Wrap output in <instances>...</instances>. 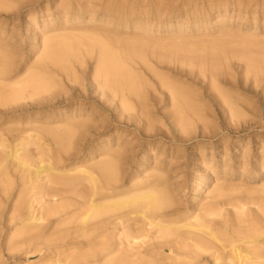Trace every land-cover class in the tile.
Returning a JSON list of instances; mask_svg holds the SVG:
<instances>
[{
    "label": "rangeland",
    "instance_id": "374dc122",
    "mask_svg": "<svg viewBox=\"0 0 264 264\" xmlns=\"http://www.w3.org/2000/svg\"><path fill=\"white\" fill-rule=\"evenodd\" d=\"M221 3L227 6L216 9ZM239 3L243 6L239 7ZM77 6L89 11L92 17L82 18L76 24L68 19V23L62 17L64 8L74 10ZM158 9L163 10L160 18ZM51 29L54 30L46 32ZM92 30L114 39L136 35L164 43L177 39V43L188 48L184 52L178 48L167 51L172 63L153 62L154 71L141 69L139 74H143L148 87L147 109L142 112L141 104L132 100L125 111L111 92L104 95L99 90L95 54L89 55L82 49L84 61L74 64V38L91 35ZM48 36L69 41L72 56L67 69L45 61ZM215 42L233 45L218 54L220 65L230 66L220 72L216 79L219 85L212 82L209 63L205 66L195 60L181 65L182 55L201 53L202 43L210 46ZM0 48L7 49L13 57L14 73L19 76L10 82L20 83L35 74L52 80L49 90L26 92L24 98L0 105V111L8 114L0 113L7 143L3 156L7 159V151L14 149L21 138H29L30 133L44 148L51 147V151L43 149L52 155V164H56L53 155L57 152L55 159L63 170L96 166L109 158L107 151L118 147L125 162L118 190L128 192L133 185L158 180V190H166L172 200L168 211L181 214L192 213L213 192L223 203L262 195L264 0H0ZM167 52L164 49L160 54ZM159 77L189 94L193 109H186L181 115L168 86ZM19 129L26 131L21 133ZM30 141L27 152L40 157L44 153L41 144ZM11 160L10 156V167H16ZM76 174L70 172L71 176ZM159 175L160 180L156 178ZM199 179L208 181L195 190ZM17 186L20 184L16 182ZM81 189L84 185L73 194L75 200L80 198ZM12 199L13 196L9 202ZM223 207L228 219L235 217L232 205ZM257 207L248 205L250 219L258 215ZM1 241L0 264L36 261L26 250L7 249L4 233ZM73 246L70 238L67 243L51 246L50 252L59 253V259L66 262L74 257ZM203 263L214 264V259L204 258Z\"/></svg>",
    "mask_w": 264,
    "mask_h": 264
},
{
    "label": "bare ground",
    "instance_id": "6f19581e",
    "mask_svg": "<svg viewBox=\"0 0 264 264\" xmlns=\"http://www.w3.org/2000/svg\"><path fill=\"white\" fill-rule=\"evenodd\" d=\"M226 6V3H221L216 9ZM241 6L243 3H239ZM81 8L77 6L71 10L65 7L63 19L68 23V19L74 20L76 24L82 18L92 17L93 14ZM157 12L159 18L163 16V10L158 9ZM134 25L142 28L139 22H134ZM91 33L74 38V64L84 61L82 49L89 55L95 54V81L99 90L104 95L111 92L125 111L132 100L141 104L142 112L147 109L145 93L148 87L139 71H154L153 62L157 65L174 62L167 52L172 48L183 52L188 48L184 43H177V39L164 43L149 36L114 39L107 33L95 30ZM68 42L64 38L54 40L48 36L45 39V61L67 69L72 56ZM201 45V53L182 55L181 65L195 60L205 66L209 63L212 82L218 84L216 79L222 69L230 67L228 63L220 65L218 54L233 45L225 42ZM0 49V105H9L26 92L39 93L51 88L52 80L40 74L20 80V83L10 82L18 73H14L13 57L7 49ZM164 49L167 53L161 55L160 51ZM159 78L163 85L168 86L172 101L179 106L181 115L186 109H193L189 94ZM0 113L8 115L5 111ZM75 124L79 126L77 122ZM5 131L0 126V246L4 233L7 249L26 250L28 255L37 258L32 264H204V258L207 261L213 258L214 264H264V188L258 197L248 196L246 200L239 199L234 203L221 202L213 192L192 213L170 212L168 209L172 200L166 190H158V180L133 185L128 192L118 190L116 186L125 171L124 157L118 152V147L107 151L109 158L99 161L96 166L80 165L74 170H63L55 159L57 152L53 155L56 164H52L49 159L52 155L48 154L49 151L45 152L46 149L51 151V147L44 148L30 133L29 138L25 135L29 140L24 136L25 139L21 138L17 146L14 144L12 152L7 151L11 161L16 163V167L11 168L10 156L8 159L3 156V151L7 149L3 137ZM56 138L58 140L59 136ZM31 139L45 149L40 157L27 152ZM55 148L58 150L59 147ZM73 171L77 174L71 176ZM156 178L160 180L162 175ZM207 181L199 179L195 190ZM16 182L20 184L18 188L15 187ZM81 185L84 189L79 190L80 198L75 200L72 196ZM250 204L258 206V215L253 219L248 214ZM226 205L236 209V215L231 220L224 214L223 206ZM64 227L68 228L63 231ZM70 238L74 241V257L63 262L59 253L53 255L50 249L61 242L67 243Z\"/></svg>",
    "mask_w": 264,
    "mask_h": 264
}]
</instances>
